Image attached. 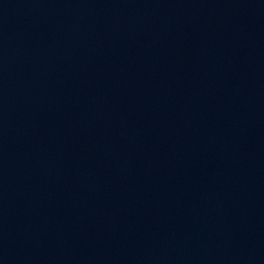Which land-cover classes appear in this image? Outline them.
I'll list each match as a JSON object with an SVG mask.
<instances>
[{
    "label": "water",
    "instance_id": "obj_1",
    "mask_svg": "<svg viewBox=\"0 0 264 264\" xmlns=\"http://www.w3.org/2000/svg\"><path fill=\"white\" fill-rule=\"evenodd\" d=\"M0 264H264V0H0Z\"/></svg>",
    "mask_w": 264,
    "mask_h": 264
}]
</instances>
